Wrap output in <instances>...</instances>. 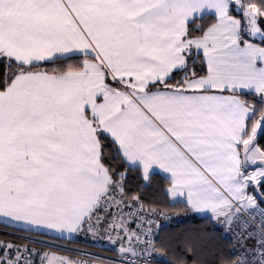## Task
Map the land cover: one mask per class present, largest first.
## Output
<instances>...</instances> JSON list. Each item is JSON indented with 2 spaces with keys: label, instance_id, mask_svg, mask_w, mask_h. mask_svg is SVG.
I'll return each mask as SVG.
<instances>
[{
  "label": "snow or ice",
  "instance_id": "6c2138e0",
  "mask_svg": "<svg viewBox=\"0 0 264 264\" xmlns=\"http://www.w3.org/2000/svg\"><path fill=\"white\" fill-rule=\"evenodd\" d=\"M0 224V264H264V0H0Z\"/></svg>",
  "mask_w": 264,
  "mask_h": 264
},
{
  "label": "trees",
  "instance_id": "16d2710c",
  "mask_svg": "<svg viewBox=\"0 0 264 264\" xmlns=\"http://www.w3.org/2000/svg\"><path fill=\"white\" fill-rule=\"evenodd\" d=\"M176 226L178 227L179 225H176ZM4 231H5L4 225L0 224V236L3 235ZM82 246L90 248V250L93 251V252H102L104 254H110V253H107L105 249L99 247L98 245H95L93 243H89L87 241H83L82 242Z\"/></svg>",
  "mask_w": 264,
  "mask_h": 264
},
{
  "label": "rangeland",
  "instance_id": "374dc122",
  "mask_svg": "<svg viewBox=\"0 0 264 264\" xmlns=\"http://www.w3.org/2000/svg\"><path fill=\"white\" fill-rule=\"evenodd\" d=\"M87 242H89V243H92L91 241H87ZM94 244V243H93ZM96 245V244H95Z\"/></svg>",
  "mask_w": 264,
  "mask_h": 264
},
{
  "label": "crops",
  "instance_id": "0c3cea01",
  "mask_svg": "<svg viewBox=\"0 0 264 264\" xmlns=\"http://www.w3.org/2000/svg\"><path fill=\"white\" fill-rule=\"evenodd\" d=\"M1 225H3V224H1Z\"/></svg>",
  "mask_w": 264,
  "mask_h": 264
}]
</instances>
